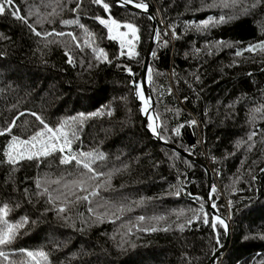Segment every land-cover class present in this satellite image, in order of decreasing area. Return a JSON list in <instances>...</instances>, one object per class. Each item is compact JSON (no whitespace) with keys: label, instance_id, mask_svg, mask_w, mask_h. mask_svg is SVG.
<instances>
[{"label":"trees","instance_id":"1","mask_svg":"<svg viewBox=\"0 0 264 264\" xmlns=\"http://www.w3.org/2000/svg\"><path fill=\"white\" fill-rule=\"evenodd\" d=\"M143 2L160 33L147 69L160 140L208 166L216 189L210 206L230 226L229 245L213 264H264V51H245L264 44V0ZM104 3L109 12L93 0H14L28 22L9 9L0 14V129L16 120L0 135V208L8 206L13 224L28 219L0 246L8 256L0 264H29L20 250L45 252L41 264H206L223 244L224 227L211 226L203 168L142 126L133 81L140 82L152 23ZM109 13L138 28L133 53L121 55L99 23ZM99 49L105 56L97 58ZM37 116L50 128L75 118L62 128L71 152L97 154L92 167L103 175L91 179L75 160L61 164L59 151L8 163L12 136L47 132Z\"/></svg>","mask_w":264,"mask_h":264},{"label":"snow or ice","instance_id":"2","mask_svg":"<svg viewBox=\"0 0 264 264\" xmlns=\"http://www.w3.org/2000/svg\"><path fill=\"white\" fill-rule=\"evenodd\" d=\"M221 2H222L223 7H230V6H235L238 3V0H231V2H229V0H221ZM257 2H259V0H257ZM93 3L98 4V5H102L103 8L105 9V11L109 12V4L104 3V0H93ZM116 3L118 6L128 7L129 5H131L134 8L142 9L144 11H147L149 8V5L144 3L143 0H116ZM212 6H220V5H216L215 3L213 5H209V7H212ZM79 7H80V4H77V9H79ZM6 9L11 10L12 14L17 19H21L25 23L28 22L26 17L20 15V9L15 6L14 0H0V14H4ZM149 19H154V17L149 15ZM98 20H99L100 24L108 27L109 33H111L113 31V28L123 27V28L127 29V31L118 33V35L121 38L120 39L121 48H122L121 55L126 54L123 50L125 45H127L129 48H131L133 46V42L137 41L139 39L138 28L131 22L124 23L123 25H121L115 19L111 18L110 13H109V19L98 18ZM109 21H110L111 26H109ZM222 22H224V16H221L219 20H216L212 17H209L206 21L202 22L199 25H196V27L201 28V29H206L207 27H209L210 24H218V23H222ZM62 23L64 25H69L72 23H77V21H67L66 20V21H62ZM29 27L32 28V25H29ZM32 30L35 31V28H33ZM153 31H154V35L159 37V35H160L159 31L157 29H154ZM53 32L56 35H60V36L69 35V36H72L73 40L76 39V37L72 33L65 34L63 32H55V30H53ZM36 34L40 35V33H38V32ZM165 35H167V33H165ZM173 35H175V33H173ZM109 38L110 39H116V36L110 35ZM164 43L166 44L167 41H165ZM76 46L81 47L79 42H77ZM257 49L264 51V44L250 45L248 49H245V51H256ZM151 54L153 56H155V52H152ZM241 54L242 53L240 51H237V53H236L237 56H239ZM103 56H105L103 49H99V56L97 58H100ZM128 71L130 74L134 75L131 72V69H128ZM133 87L139 90L138 94L140 96V99L143 101V103L145 105V107L143 108V111H144L145 115L148 116V112H149V108H150V102H151L152 98L150 96L145 98V96L143 95L142 84H137L135 81H133ZM17 119H18V117H17ZM36 119L39 120L42 125H44V128L47 129V132L46 133L45 132H37L35 135H33L31 137L30 140H20L18 137L12 136V141L9 144V148L12 149V151L15 152L16 155H12L11 153L6 152L5 155L8 157V163H12V164L16 163L17 162V156L20 159H25V158L26 159H33V158H39L42 156H48V155H51L55 151H59L62 154L61 159H60L61 164H70V163H72L73 160H75V162L78 166L82 165V167L84 169H86L88 173H91V179H96L99 176L103 175L102 172H100L97 169H93V167H92V164L94 163L95 159L97 158V154H95V153H83V152L73 154L71 152V140L69 139L67 133L62 132V128L65 127L66 124L74 123L75 118L73 119V121L65 122L64 124H61L60 127H56V128L48 127L47 123H45L43 118L40 116H37ZM149 119H153V118L149 117ZM193 123H195V122L193 121ZM15 124H16V120H13L7 128L0 129V135H4L6 133H11L12 129L15 127ZM148 127L151 129L152 133L158 139H163V131L160 130L158 125H155V123H151L148 125ZM181 127H183V125H181ZM175 131H176V134H179V128L176 129ZM255 135H256V133L253 132L249 136V140H251L252 137ZM45 136H47V139H44ZM165 142H167V141H165ZM57 144L61 145L58 149H57ZM66 149L68 151H66ZM33 150H35V151H33ZM25 152H28L31 154L25 156ZM81 157L83 159H81ZM99 158L102 159L103 157L101 156ZM37 186L39 187V184ZM211 190H212V192L216 191L214 186L212 187ZM90 195L96 196L97 193L95 191H93L92 193H90ZM77 199H80V197H77ZM83 199L88 200L89 197L84 196ZM49 202H52L51 198H50ZM203 207H204L203 204H201V209H203ZM213 207H215L214 202H213ZM64 211H65L64 207L59 208V212H64ZM90 211H94V210L90 209ZM8 212H9V208L7 205H4L3 208H0V246H6V245L11 244L16 237L18 229L20 227H22L24 224L28 223V219L26 217L22 218L21 221L15 223V224L9 222L6 219ZM179 214L182 215L183 212L181 211ZM117 218H119V217H117ZM139 219L143 220L144 218L140 217ZM205 223H208L207 218H205ZM211 226L214 230L217 228V226H222L225 228V230H227V224L225 223L224 219H222L218 216L214 217V220H213ZM181 227H183V226H181ZM152 230L155 231V229H152ZM261 238H264V237H261ZM219 243H220V241L217 238V244H219ZM217 251H218V249L214 250V258H216V252ZM20 252L22 254L26 255L28 258H31L29 264H41L42 260H47V254L43 251H36V252L27 251V252H25V250H20ZM0 257H4L5 260L8 259V256L3 251H0Z\"/></svg>","mask_w":264,"mask_h":264},{"label":"water","instance_id":"3","mask_svg":"<svg viewBox=\"0 0 264 264\" xmlns=\"http://www.w3.org/2000/svg\"><path fill=\"white\" fill-rule=\"evenodd\" d=\"M113 1L117 5L116 0H113ZM118 7H121V8L127 9V10H130V11H134V12H138V13L145 14L148 18H149V15H151L152 17H154V15L151 12L150 5H149V8H148L147 11H144L142 9L134 8L131 5H129L128 7H122V6H118ZM150 21L152 23V33H151V37H150L148 46L146 48V52H145V56H144V60H143L142 68H141V73H140V82H139V84H142V86H143V95L145 96V98H147L149 96L152 98L151 93H150V90H149V86H148V81H147V69H148V65H149V59H150L152 47H153L154 40H155V35H154V31L153 30L156 29V23H155V18L154 19H150ZM136 91H137V89L135 88V92H134L135 100L140 105V111H141V101L136 96ZM148 116L152 117L153 118L152 119L153 123H155V125H158L159 126L158 119H157V117L155 115V112H154V102H153V99H151V105H150V108H149ZM148 116H146L145 114L142 115V126L146 130V132L148 133V135L154 141H156L157 143H159L160 145H162V146H164V147H166V148L174 151L175 153H177L182 158L187 159V160L191 161L192 163L197 164L200 167H202L203 170H204V172H205V174H206V179H207V188H206V191H207V206L209 207L210 212H211V215H212L213 218L215 216H218V217L224 219L225 223L227 224V230H225V228H224V232H225L224 241H223V244L219 247L218 251L216 252V258H214V254H213L211 256V258L209 259V261L206 263V264H213L225 252V250L227 249V247L229 245V242H230V226H229L228 221L223 216L219 215L210 206L211 172H210L208 166L205 165L199 159L193 158L190 155H188L185 152H183L182 150L177 149L176 147L171 146L168 143H166V142L158 139L152 133L151 129L146 126V122H147Z\"/></svg>","mask_w":264,"mask_h":264},{"label":"rangeland","instance_id":"4","mask_svg":"<svg viewBox=\"0 0 264 264\" xmlns=\"http://www.w3.org/2000/svg\"><path fill=\"white\" fill-rule=\"evenodd\" d=\"M109 19V18H108ZM121 25H123V23H120ZM103 27H105V29L107 30V32H108V35H109V37H110V35L111 36H116V39H113V40H115L116 42H118L120 45H121V43H120V36L118 35V33L119 32H124V31H127V29H125V28H123V27H121V28H113V31L111 32V33H109V31H108V27H106L105 25H102ZM109 26H111V24H110V21H109ZM134 43H135V41L133 42V46L131 47V48H129L127 45H125V47H124V50L126 51V53L127 54H131V53H133V50H134ZM138 91V90H137ZM136 95H137V92H136ZM140 101H141V112H142V114L144 115L145 113H144V111L142 110V107H143V101L140 99V98H138ZM150 116H148V118H149ZM148 118H147V122H146V124H147V127H148V125L149 124H151V123H153V121H152V119H150V120H148ZM149 128V127H148Z\"/></svg>","mask_w":264,"mask_h":264},{"label":"bare ground","instance_id":"5","mask_svg":"<svg viewBox=\"0 0 264 264\" xmlns=\"http://www.w3.org/2000/svg\"><path fill=\"white\" fill-rule=\"evenodd\" d=\"M137 90H138V89H137ZM138 91H139V90H138ZM138 91H136V92H137V95H136V96H137L138 98H140V96H139V94H138ZM150 105H151V102H150ZM144 107H145V105L143 104L142 110H143ZM148 120H150V119L148 118Z\"/></svg>","mask_w":264,"mask_h":264}]
</instances>
